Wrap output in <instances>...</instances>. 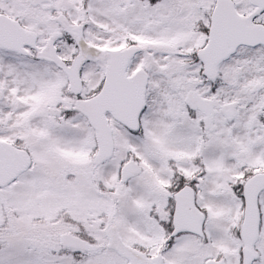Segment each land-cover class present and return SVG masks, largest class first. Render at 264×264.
I'll return each instance as SVG.
<instances>
[{
  "label": "snow or ice",
  "instance_id": "snow-or-ice-1",
  "mask_svg": "<svg viewBox=\"0 0 264 264\" xmlns=\"http://www.w3.org/2000/svg\"><path fill=\"white\" fill-rule=\"evenodd\" d=\"M0 264H264V0H0Z\"/></svg>",
  "mask_w": 264,
  "mask_h": 264
}]
</instances>
